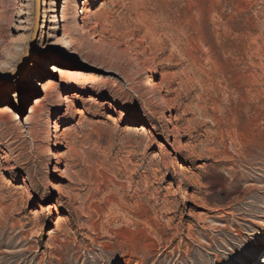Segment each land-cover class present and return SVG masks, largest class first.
<instances>
[{
    "label": "rangeland",
    "instance_id": "rangeland-1",
    "mask_svg": "<svg viewBox=\"0 0 264 264\" xmlns=\"http://www.w3.org/2000/svg\"><path fill=\"white\" fill-rule=\"evenodd\" d=\"M0 112V264H264V0H0Z\"/></svg>",
    "mask_w": 264,
    "mask_h": 264
},
{
    "label": "bare ground",
    "instance_id": "bare-ground-1",
    "mask_svg": "<svg viewBox=\"0 0 264 264\" xmlns=\"http://www.w3.org/2000/svg\"><path fill=\"white\" fill-rule=\"evenodd\" d=\"M82 14H83V17H82V19H83V21L84 20H86L87 19V12L85 11V9L83 8L82 9ZM65 17H66V13H65V11H64V13H63V15H62V19H61V21L62 22H64L65 21ZM43 27V26H42ZM65 26H63V28H64ZM149 98H150V95H148V96H146V97H144V98H142L141 99V106H146L147 105V101L149 100ZM148 106V105H147ZM33 108V107H32ZM34 109H35V107H34ZM147 112H149V109H145ZM1 113V112H0ZM56 131H57V128H55V130H54V132H55V134H56ZM53 137H55V135H53ZM53 145H54V147H59V144L58 143H55V142H53L52 143ZM260 237H261V239H260V243H259V246L258 247H256V249H255V252H257V250H258V248L259 247H262L263 245H264V227H263V229L261 230V232H260ZM256 260V259H255Z\"/></svg>",
    "mask_w": 264,
    "mask_h": 264
},
{
    "label": "water",
    "instance_id": "water-1",
    "mask_svg": "<svg viewBox=\"0 0 264 264\" xmlns=\"http://www.w3.org/2000/svg\"><path fill=\"white\" fill-rule=\"evenodd\" d=\"M36 1V14H37V17H38V15H39V6H40V0H35ZM27 55H24L21 59H20V61H19V63H18V67L19 66H21L24 62H25V57H26ZM17 67V68H18ZM17 70V69H16Z\"/></svg>",
    "mask_w": 264,
    "mask_h": 264
}]
</instances>
